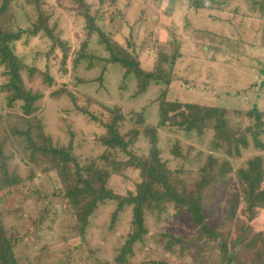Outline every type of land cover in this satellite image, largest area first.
<instances>
[{"label": "rangeland", "instance_id": "obj_1", "mask_svg": "<svg viewBox=\"0 0 264 264\" xmlns=\"http://www.w3.org/2000/svg\"><path fill=\"white\" fill-rule=\"evenodd\" d=\"M38 1L12 0L4 14L5 30L20 35L8 45L23 65V88L37 98L32 103L31 116H27L22 101L9 104L7 94L3 92L7 80L2 74L3 67H0V181L6 177L15 181L12 185L2 183L0 222L8 235L16 239L12 253L17 262L223 264L225 256L215 244L207 240L198 241L200 231L190 221L188 211L178 212L172 203L164 204L161 210L145 211L146 234L129 251L122 250L132 230V209L125 207L113 219L116 209L113 201L97 205L80 236V224L74 219L71 204L63 198L66 189L51 167L49 156L40 148H44V139L50 140L51 147L70 146L71 155L79 165L109 153L123 166L117 174L109 175L106 188L120 196L134 194L142 177L139 170L123 163L126 164L132 156L139 159L148 157L149 140L141 136L128 145L130 155L119 148L110 149L103 145L102 138L108 137V130L102 122H107L109 117L100 104L109 110L120 109L126 120L120 129L121 134L132 127V120L139 113L144 123L156 126L159 122L158 97L167 87L163 83H151L146 93L138 95L137 83L132 75L124 77V71L117 66H106L104 60L109 54L99 33L122 47L133 44L141 68L150 71L159 52L172 54L175 51L173 47L167 48L172 40L179 42L180 51L189 48L188 44L181 46L182 40H189L182 27L184 19H188L187 28L192 30L196 26L218 29L212 26L216 16L199 24L192 20L199 18L198 13L207 18L208 14L218 16V10H225L221 23L229 19L231 24L228 22L225 32L218 30V34L235 41L228 46L225 45L227 40L223 42L224 48L228 47L232 53L228 55H234L232 45L240 43L236 44L241 48V54L244 50L242 55L246 59L240 60L245 68L222 64L220 69H214V66L211 69V65L202 63V60L198 63L178 62L174 73L187 79L182 77L184 81H173L167 89L166 98L170 102L226 109L229 123L244 135L247 146L241 144L236 152L233 147L219 143L214 122L205 126L207 128L203 129L202 135L198 133L201 126L186 133L183 115H172L168 125L158 127L157 140L160 161L173 172L174 180L187 192L197 191L195 182L200 178V169L214 160L208 163V168L214 170L215 177L203 193L200 192V196L207 224L225 237L234 223L229 216L240 217L241 194L237 171L245 168L247 162L255 157L262 158L264 165V123L262 133L254 142L252 133L261 129H255L254 119L244 114L253 106L264 112V75L260 73L261 68L264 70V0H212V8L218 10L193 9L192 15L187 11L192 8L191 0H86L91 12H97L95 24L100 32L87 28L85 20L72 11L70 0ZM38 7L47 18L54 41L43 33L30 34L38 17ZM190 17L194 18L190 20ZM79 55L84 57L76 66ZM251 67L256 71L253 72ZM240 71H245V75L241 76ZM248 88L253 90L252 95H247ZM238 92L242 94L238 95ZM87 99L94 103L86 105ZM80 107L86 110H80ZM249 128L251 131H248ZM236 136L240 138L239 132ZM214 142L219 144L220 149H214ZM175 150L181 154L175 156ZM223 169L227 170L226 175L218 177ZM42 214L43 220L37 222ZM252 228L264 232V210L259 211ZM229 237L233 238L234 232L231 231ZM227 252H232L230 245ZM244 256L241 258L244 259ZM119 257L123 260H118Z\"/></svg>", "mask_w": 264, "mask_h": 264}, {"label": "trees", "instance_id": "obj_2", "mask_svg": "<svg viewBox=\"0 0 264 264\" xmlns=\"http://www.w3.org/2000/svg\"><path fill=\"white\" fill-rule=\"evenodd\" d=\"M10 1L12 0H2L0 6V67H3L4 71L2 74L7 80L3 86V92L7 94L9 104L22 101L24 111L28 116L31 113L32 103L37 98L31 96L23 88L21 77L23 65L12 54L8 45L20 36L19 34H10V32L5 30L7 26L4 14L8 9ZM70 1L72 3L71 8L73 7L72 11L85 20L87 28L90 31L100 32L95 24L98 17L97 12H91V8L86 3V0ZM205 1L191 0V7L196 10L215 9L212 8L210 3L212 0ZM35 3H39V1L35 0ZM36 11L38 17L30 30V34L35 36L43 33L50 40L54 41L55 38L52 35V29L47 25V18L44 12L39 7ZM99 36L105 51L109 54L108 58L104 60L106 66H117L124 71V77L132 75L137 83L136 93L138 95L146 93L151 83H163L167 88L158 97V124L154 126L144 123L143 116L139 113L134 116L132 127L124 134L120 133V129L126 120L120 109L114 108L113 110H109V108L100 104L102 111L107 112L109 117L107 122H102V126L108 130V137L102 138L103 145H106L110 149L119 148L121 151L130 155V152L127 151L128 145L135 143L141 136L149 140L150 152L148 157L139 159L132 156L126 164L123 163L125 166L129 165L139 170L140 176L142 177V181L137 185L134 194L129 193L127 196H120L106 188V180L109 175L111 173L117 174L119 168L123 166L121 164L122 162L114 160L109 153H103L96 160L91 159L88 163L79 165L71 155L70 146L67 148L51 147L50 140L44 139V148L40 149L44 154L49 156L51 167L58 174L64 190L66 189L63 198L71 204L70 209L75 216L74 219L80 224L78 234L80 236L83 235L88 218L99 203L107 200L113 201L116 203L113 219L125 207H131L132 209V230L128 234L125 247L122 250L129 251L130 247L140 241L142 236L146 234L143 220L145 211L154 209L161 210L164 204L172 203L178 212L184 209L188 211L190 221L200 231L198 241L207 240L209 243L215 244L220 253L225 256V260H222L223 264H264V232L255 231L252 228V222L257 219L259 211L264 210V165L262 158L255 157L249 160L245 168L237 171L241 194L240 217L238 218L233 214L229 216V220L234 223L227 230V235L224 237L207 224L203 212V198L200 196V192L203 193L206 185L215 177L214 170L208 168V163L214 160L208 161L200 169V178L195 182L197 191L194 193L187 192L184 187H180L177 184V181L174 180L173 172L167 169L166 165L160 161L158 156V127L168 125L172 115L174 117L177 115L184 116V132L186 133L201 126L198 129V133L202 135L203 131L207 128L205 126L209 125L208 123L210 122H214L218 138L221 141L219 143L229 148L233 147L236 152L241 144L243 147L247 146L244 135L239 129H234L229 123L226 109L199 104L170 102L167 100V89L169 85L173 81L183 79L174 73L177 60L183 56L180 53L179 42L173 41L167 44V48L173 47L175 51L172 54L164 51L159 52L152 70L146 71L140 66L138 53L133 44L129 43L126 47H122L116 42L110 41L103 33H99ZM242 54L244 55V50ZM83 57V55L77 57L75 61L76 66L79 65ZM89 59L91 60L92 58L90 57ZM260 70V73L264 75V70L262 68ZM258 88L260 87L258 86ZM66 92L68 93L67 90ZM86 101V105L94 103L88 99ZM80 110L85 111L86 109L80 107ZM244 114L247 118L254 119L255 129H261L258 133H252L254 142H256V137H259V133H262L264 112L259 111L256 106H253L252 110ZM91 118L96 120L93 116ZM96 121L101 122L99 120ZM37 127L39 126L37 125ZM179 127L182 126L179 125ZM250 128L248 131H251ZM236 132H239L240 138H237ZM258 145L260 146V144ZM213 147L216 150L220 149L219 144L216 142L213 143ZM180 154L179 151H174L175 156H179ZM230 154L231 152L228 151V155ZM226 173L227 170L223 169L219 172L218 177H224ZM70 182L73 184H70ZM2 183L4 185H12L15 181L8 177L0 181V192L3 187ZM43 218V214L39 215L37 222L42 221ZM231 231L234 232L233 238L229 237ZM15 241L16 239L8 235V232L0 222V264H19L12 253ZM228 245L231 246L232 252L230 253L227 252ZM243 254L247 255L248 258ZM241 256L245 258L242 259ZM118 260L123 259L119 257Z\"/></svg>", "mask_w": 264, "mask_h": 264}, {"label": "crops", "instance_id": "obj_3", "mask_svg": "<svg viewBox=\"0 0 264 264\" xmlns=\"http://www.w3.org/2000/svg\"><path fill=\"white\" fill-rule=\"evenodd\" d=\"M216 9V8H215ZM219 8H217L216 10H218ZM191 10H193V8H190L189 10H187L189 13L194 14ZM199 10H210L213 11V9H199ZM194 11H198V10H194ZM182 12H186V10H182ZM218 12L222 13L223 15H220V13L217 15H209L207 16V18H204L203 15H199L198 13V17L199 18H194L195 20H192L190 17V20H192L193 22H196V24L199 23H203L205 21V19L208 20H212V18L214 16H216V20L213 19L212 21V26H216V28L218 27V29H202L199 26H196L195 30H192L191 28H187V24H189L187 22L186 19L183 20V30L185 31L184 34H186V39L189 38V40H182L183 43L181 44V46H187L189 48H184L180 53L183 54V56L181 58H179L176 62V65L178 64V62H183L185 60L187 61H191L194 63H198L201 62V60L203 61L202 63L206 64V65H211L209 66V68L212 69V66H214V69H220L219 67L222 66V64L224 66H235L238 69H243L245 68V66L242 65V61L240 59H246L243 57V55L239 52L242 51L240 50L241 48L238 47L239 42H236L235 44H233L232 46L234 47V55H228L229 53L232 54L231 52H229L228 47L224 48L223 46V42H225L226 40V46H228V43L231 42H235V41H230L228 40L227 37H225L224 35H220L218 34V30L225 32L226 30V25L228 26V22L231 24V20L229 19H224L223 24L221 23L220 18H222L225 14L223 12H226L225 10H218ZM228 13V12H227ZM226 13V14H227ZM201 17V18H200ZM212 17V18H210ZM202 19V20H201ZM216 24V25H215ZM175 41V40H172ZM240 44V43H239ZM248 46V45H247ZM226 56V58H225ZM200 58V59H199ZM231 60L230 62H225V60ZM175 65V66H176ZM191 65V64H190ZM177 67V66H176ZM254 70H253V69ZM202 70V69H201ZM251 70L253 72L256 71V69L254 67H251ZM245 71H240V75L244 76ZM180 75V74H179ZM178 75V76H179ZM240 76V77H241ZM179 77H184L187 79L186 76H182L180 75ZM254 78H251V81ZM180 81H184V79L180 80ZM250 88H252L251 86H249ZM248 88L247 91V95H252L253 94V90ZM245 92V91H244ZM243 92V93H244ZM242 93L238 92V95H241Z\"/></svg>", "mask_w": 264, "mask_h": 264}]
</instances>
